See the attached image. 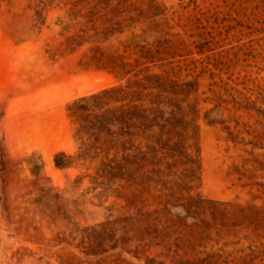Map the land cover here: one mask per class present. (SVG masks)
<instances>
[{"label": "rangeland", "instance_id": "1", "mask_svg": "<svg viewBox=\"0 0 264 264\" xmlns=\"http://www.w3.org/2000/svg\"><path fill=\"white\" fill-rule=\"evenodd\" d=\"M0 264H264V0H0Z\"/></svg>", "mask_w": 264, "mask_h": 264}, {"label": "trees", "instance_id": "2", "mask_svg": "<svg viewBox=\"0 0 264 264\" xmlns=\"http://www.w3.org/2000/svg\"><path fill=\"white\" fill-rule=\"evenodd\" d=\"M134 83L139 86L140 85L144 86L139 81H135ZM130 87L131 85H127L126 88L113 87L111 89H105L102 92H100V94L98 93V94L91 95L89 99H92L93 102L96 105H98L100 103V100L104 96L117 92V91H123V93L125 94L123 98L129 97V99L122 106L119 117L117 119L126 125L125 126L126 129L123 131V134L132 136L135 134V132L131 131V127L135 123L138 122L139 130H141L142 132H145L153 126L154 120L158 117V114H157L158 112L152 106H143L142 104L134 103V101L137 100L136 98H138L135 96L141 93L136 90L130 91ZM151 102H153V100H151ZM82 108L86 109V107H82ZM106 114H108V112ZM106 114L102 116L104 119L107 118ZM110 114L114 115V112L111 111ZM143 155H144L143 152L135 151L134 153L124 154L122 159L126 163L137 162L141 158H143Z\"/></svg>", "mask_w": 264, "mask_h": 264}]
</instances>
